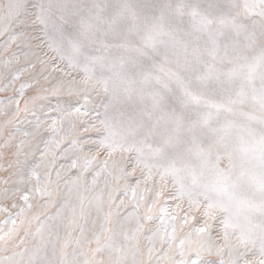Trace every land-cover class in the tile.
Masks as SVG:
<instances>
[{
	"label": "snow or ice",
	"instance_id": "snow-or-ice-1",
	"mask_svg": "<svg viewBox=\"0 0 264 264\" xmlns=\"http://www.w3.org/2000/svg\"><path fill=\"white\" fill-rule=\"evenodd\" d=\"M0 264H264V0H0Z\"/></svg>",
	"mask_w": 264,
	"mask_h": 264
}]
</instances>
